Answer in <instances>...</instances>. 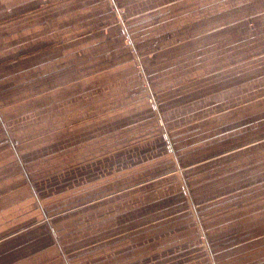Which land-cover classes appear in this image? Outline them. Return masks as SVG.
<instances>
[{"label":"rangeland","instance_id":"374dc122","mask_svg":"<svg viewBox=\"0 0 264 264\" xmlns=\"http://www.w3.org/2000/svg\"><path fill=\"white\" fill-rule=\"evenodd\" d=\"M111 1L118 12L116 3ZM53 4L55 2L49 7ZM119 23L126 32L128 60H112L114 49L109 47L104 51L92 49L90 38L70 43L58 41L61 34L57 38L52 33L55 24L43 30L45 34L54 35L51 40L58 41L53 47L43 43L20 48L16 44L0 45L5 51L7 47L10 50V54H1L8 61L3 65L8 66L0 69V117L5 123L2 125L0 121V209L6 210L0 215V230L8 228L15 232L32 227V232L23 236L27 239L21 248H26L27 255L40 252L27 259V262H43L39 264H264V194L257 196L254 191L264 185L247 189L240 155L227 160L218 158L213 167L190 174L187 181L192 186L186 191V203L166 204L170 206L163 210L164 214L177 212L178 215L170 221L168 217L145 236H139L141 228L131 231L136 236L133 238L126 230L120 236L106 233L102 223L131 205L129 197L120 201L107 197L121 190L113 188L121 179L149 180L158 171L154 165L161 159L149 158L145 163L130 166L126 158L121 163L117 162L120 157L115 156L105 158L106 165L98 169L87 168V172L70 174L74 166L97 161L101 155L99 148L123 147L124 139L137 141L142 134H157L173 128L181 132L184 123L194 122L190 112L194 111L195 87L192 72L188 73L193 71L194 62L178 60L183 50L181 58L191 56L193 45L171 51L162 58L164 61L158 62L147 58L144 53L149 51L145 50V44L136 45L125 23L122 20ZM29 32L31 30L26 33ZM55 49L57 55L52 51ZM18 50L22 52L20 55L16 53ZM106 53L110 54L104 59L95 57ZM65 69H68L67 75ZM101 71L104 73L97 74ZM43 75L46 76L41 77ZM50 90H58L55 98L47 93ZM224 95H219L218 99H224ZM159 101H164L162 108L155 114L150 113V106L155 103L157 106ZM183 103L192 110L184 109ZM158 114L163 115L167 129L160 128L158 123L162 118H158ZM105 119L104 126L97 124ZM98 129L103 132L98 133ZM185 143L182 140L180 145ZM147 155L150 153L146 152ZM19 159L30 182L22 174ZM175 169L174 182L188 190L178 161ZM42 179L46 182H41ZM33 182L50 216L47 220L34 203ZM170 185V181L160 184L159 190ZM149 190L152 194V189ZM173 194L169 199L171 203L176 196ZM67 213L79 214L69 218ZM55 216H61L63 227H59V236L63 238L59 237L58 242L60 247H68L69 257L64 255L65 248L54 247L55 238L53 241L50 235L46 236L47 224L56 226ZM190 222L196 228L193 234L186 230ZM142 223L143 220L135 222ZM95 233L99 234L98 240L89 241L94 239ZM78 237L89 239L94 246L82 248V241L74 243ZM153 237L157 247L145 248L146 239ZM192 237H196L199 246H191ZM104 239L110 241L108 246L103 244ZM133 240L139 243V248H123L119 256L118 250L124 245H133ZM184 241L187 245H183ZM100 243L101 246L97 245ZM106 254L111 255V261H102ZM114 255L119 256V262L113 261Z\"/></svg>","mask_w":264,"mask_h":264},{"label":"crops","instance_id":"0c3cea01","mask_svg":"<svg viewBox=\"0 0 264 264\" xmlns=\"http://www.w3.org/2000/svg\"><path fill=\"white\" fill-rule=\"evenodd\" d=\"M52 2L55 4L49 7ZM114 2L118 12L115 11L111 0L50 2L0 0V45L5 47L16 44L17 48H20L43 43L42 45L53 47L58 41L70 43L90 38L92 49L101 48V51H104L109 47L114 49L112 60H128L130 53L124 40L126 32L121 27L120 20L127 26L136 45L145 44V50L149 52L143 53L152 60L164 61L162 58L171 51L181 50L187 44L193 45L192 55L181 58L183 50L178 60L194 62L193 71H188V73L192 72L194 79L195 89L192 99L195 104H200L193 103L194 111L190 114L193 115L194 122L184 123L181 132H176L173 128L170 131L156 132L157 134H142L137 141L124 139L123 147L99 148L101 155L97 161L89 165L82 161V165L70 169V174L87 172V168L98 169L106 165L105 158H115V156L120 157L117 162L121 163L126 158L130 166L145 163V159L149 158L161 159L154 165V169L158 171H155V175L148 178L149 180L136 182L133 178L121 179L113 185L114 189L121 190L107 197L114 201L129 197L128 202L132 206L129 205L128 209L112 216L113 219L102 223L106 233L120 236L121 232L126 230L128 236L133 238L136 237L131 234L133 230L141 228L138 232L139 236H145L150 233L151 228L165 223L164 220L168 217L169 221L176 217L177 212L163 213L165 206H168L166 209L170 206L166 204H185L186 191L188 192L192 186V183L187 181V177L196 174L202 168L213 167L217 164L218 158L225 157L227 160L240 155L243 158L242 166L247 178V189H258L259 186L264 185V0H114ZM61 4H64L63 7H59ZM48 10L50 12H47ZM53 24L55 30L52 33L57 38L61 34L58 41L51 40L54 38L51 33L43 32L45 29H50ZM30 30L31 32L26 33ZM173 45L177 48L174 49ZM4 47L0 48L2 65L0 69L8 66V64L3 65L8 61L6 56L1 54H10V50L7 47L5 51ZM52 51L57 55V49ZM163 52L164 55L161 56ZM16 53L20 55L22 52L18 50ZM107 54L110 53L95 57L104 59L109 56ZM147 65L148 63L145 65L146 71ZM149 65L151 66V63ZM189 67L191 69L192 65ZM65 70L67 75L68 69ZM103 71L105 72V69ZM103 71L97 74L104 73ZM57 92L58 90H50L47 93L55 98ZM205 92L207 94H203ZM221 94H225L224 99L219 100L218 96ZM163 102L159 101L157 106L156 103L150 106V113L155 114L154 112L162 108ZM183 107L192 110V107L186 103H183ZM159 117L162 118L158 123L161 125L160 128L167 129L163 115L158 114ZM98 120L100 121V117ZM0 121L2 125L5 124L2 118ZM105 121L106 119L97 124L104 126ZM97 132L101 133L103 130L98 129ZM182 140L186 142L184 145H180ZM145 151L150 155L146 156ZM15 155L19 158L16 151ZM19 161L25 180L30 182L25 166L20 159ZM177 161L184 170L188 190L184 185L174 182L177 178L175 169ZM171 168H174L173 171L165 172ZM168 181L171 185L162 191L159 190V185ZM41 182H46V179H42ZM123 182L124 186H122ZM37 187L33 182L32 190L36 201L34 203L43 219L47 220L50 216L41 202L42 197ZM149 189H152V194ZM254 191L257 196L264 194V188ZM173 193L176 196L171 203L169 199L174 196ZM153 204L161 206L153 207ZM5 211L0 209V215ZM78 214L65 215L72 218ZM54 218L56 226L47 224L49 229L45 232L46 236L50 235L53 241L55 238L54 247L65 248L64 255L69 257L68 247L63 245L60 247L58 242L59 237L63 238L62 235L59 236V227H63V224H60L61 216ZM139 220H143L144 223L135 224ZM31 228H23L15 232L7 230L8 228L0 230V264L43 263L27 262V259L35 257V253H38L37 256L40 255V252L27 255L26 248H21L27 239L23 236L32 232ZM186 230L191 231L192 234L196 232L194 223L189 224ZM93 236L94 239L91 240L78 237V241L74 243L80 244L82 241L84 243L82 248H91L94 244L89 241H97L99 234L95 233ZM103 241L105 242L103 244L108 246L107 242L110 241L108 239ZM132 242L133 245H124L118 250L119 256L123 248H139V243L134 240ZM154 242V237L152 240L146 239L145 248H156ZM187 243L184 241L183 245ZM190 244L194 247L200 245L196 237L191 238ZM97 245L101 246V243ZM166 248H169V245ZM119 256L114 255L113 261L119 262ZM110 257L111 255L106 254L102 261L109 262L112 260Z\"/></svg>","mask_w":264,"mask_h":264}]
</instances>
